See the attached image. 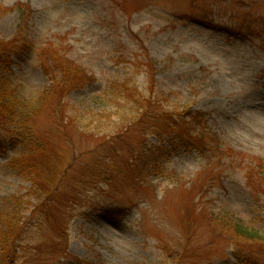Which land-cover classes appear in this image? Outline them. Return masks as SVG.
Instances as JSON below:
<instances>
[{"label": "rangeland", "instance_id": "1", "mask_svg": "<svg viewBox=\"0 0 264 264\" xmlns=\"http://www.w3.org/2000/svg\"><path fill=\"white\" fill-rule=\"evenodd\" d=\"M16 3L32 10L34 43L10 68L21 96L49 87L40 64L48 43L97 78L59 105L46 96L38 106L32 126L45 141L41 157L51 174L57 170L47 194L8 166L19 156L10 140L18 126L0 115V203L9 196L23 203L30 264H237V257L264 264V179L248 167L264 159V0H0L7 9ZM18 14L0 17V38L14 35ZM149 60L156 65L147 77L141 63ZM110 79L134 83L151 110L180 103L202 113L205 134L231 151L202 155L185 149L184 137L163 173L139 174L140 150L155 141L143 123L126 127L113 115L84 129L66 118L71 104L108 109ZM160 92L170 100L158 102ZM217 213L261 239L235 241Z\"/></svg>", "mask_w": 264, "mask_h": 264}, {"label": "trees", "instance_id": "2", "mask_svg": "<svg viewBox=\"0 0 264 264\" xmlns=\"http://www.w3.org/2000/svg\"><path fill=\"white\" fill-rule=\"evenodd\" d=\"M9 10L19 13V24L16 25V31L10 39L0 38V115L7 120L16 122L18 126L11 131L10 140L19 156L13 157L8 162V166L17 175L28 180L32 179L37 191L47 194L53 191H49L51 188L55 187H52V184L54 179L56 180L54 176L57 174V170L51 174L48 171V163L44 162L41 157L47 151L45 141L32 126V120L37 116L35 113H39L38 106L42 102L44 103L46 96L50 98V101L57 100V105H59L62 103V98L65 99V96L72 90L87 87L93 84L97 78L95 73L64 56H59L58 52L52 49V44L48 43L41 48L40 64L45 73L51 77L49 87L37 92L35 98L21 96L20 87L12 82L10 68L14 55L18 57L34 50V43L27 26L32 10L28 4L24 3H16L10 9L0 6V17ZM119 54L120 57L123 56L122 51H119ZM149 61V64L141 63L145 67L147 77L151 75V71H155L156 65V62ZM148 85L152 87L151 91L155 89L153 82ZM104 90L108 95L103 99V103L107 105L108 109L97 112L89 108L79 110L71 104L69 107L71 111L66 115V118L84 129L100 128L104 125V121L109 120L113 115H117L121 121H126V127L143 123L145 134L152 135L155 141L145 140L140 150L145 158L142 163L137 164L136 172L139 174L142 170H147L151 174L163 173L164 162L184 137H187L188 141L185 140L182 143L183 147L191 151L197 150L202 155L214 147L220 151V154L231 151L229 148L221 149L213 134L211 136L205 134L208 132L201 128L204 115L198 111L180 103L162 112L156 111V108L151 110L149 108V104L152 103L151 98H146L134 83L131 84L127 81L110 79L106 82ZM160 96L158 102L165 99L170 100V97L163 92H160ZM193 140H198L197 144H194ZM235 154L243 155L239 152ZM252 160L254 166L248 165V167L253 168V172L264 179V159L252 158ZM99 175L104 181L109 182L110 176L105 171H100ZM39 177L41 184L38 182ZM48 196L46 195L44 198L48 199ZM22 205L21 199L13 196L3 198L0 203V264H30V259L27 258L28 250L34 245L30 242L31 224L27 221V216L21 214L24 211ZM213 216L219 225H223L222 230L227 231L235 241L244 239L254 242L261 239L259 231L251 230L226 214L219 215L217 213ZM237 259V264H249L244 259L240 260L239 257ZM254 264L262 263L257 261Z\"/></svg>", "mask_w": 264, "mask_h": 264}]
</instances>
